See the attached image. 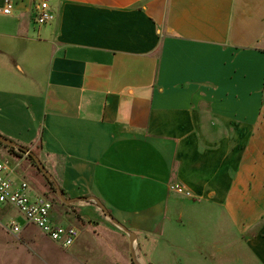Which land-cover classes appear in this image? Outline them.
<instances>
[{"label":"crops","instance_id":"0c3cea01","mask_svg":"<svg viewBox=\"0 0 264 264\" xmlns=\"http://www.w3.org/2000/svg\"><path fill=\"white\" fill-rule=\"evenodd\" d=\"M7 2L0 102L41 120L34 139L1 130L73 199L52 216L126 264H264V0H52L43 25L33 0ZM24 224L0 220L1 256Z\"/></svg>","mask_w":264,"mask_h":264},{"label":"rangeland","instance_id":"374dc122","mask_svg":"<svg viewBox=\"0 0 264 264\" xmlns=\"http://www.w3.org/2000/svg\"><path fill=\"white\" fill-rule=\"evenodd\" d=\"M7 97V96H6ZM7 98H11L8 96ZM5 98L4 103L0 102V134L8 139H12L7 134L3 128H7L6 131H21L23 130V135L25 140L33 139L36 137L38 123L41 117L37 114L31 113V111L26 107L22 106L19 102H11ZM2 104V105H1ZM21 126V127H20ZM25 127V128H24ZM12 137V136H11ZM30 143V142H25ZM28 145V144H27ZM0 149L4 155L5 153L14 154L9 149L0 146ZM38 156V154L34 151ZM21 155V154H20ZM7 156V155H6ZM39 157V156H38ZM40 159V158H39ZM41 160V159H40ZM42 161V160H41ZM43 163V162H42ZM45 166V165H44ZM46 167V166H45ZM47 169V167H46ZM20 170L23 176L30 184L31 188L36 187L39 193L44 194L49 198L53 205L55 206L56 212L62 215L63 209H67L68 212L75 215V210L70 209V207L61 204V200L58 198L53 184L50 180L44 176V174L33 165L28 156L23 158ZM19 170V171H20ZM21 173V172H20ZM49 182L51 185H49ZM52 186V188H50ZM33 192V190H31ZM35 194V191H34ZM33 195V194H32ZM34 196V195H33ZM186 196V195H185ZM191 196V195H190ZM96 206V203H94ZM0 220L4 224L10 223L14 219L21 227H25L24 217L18 213V211L12 207L0 205ZM77 208H84L78 206ZM58 216H53L54 220L60 222L63 225L72 224L76 226L80 235L76 243L71 247L65 249L60 245L50 240L46 235H44L38 228L33 225H28L23 232L18 236V250L11 255V252L7 254L0 255V260L3 264H126L128 261V254L116 253L113 255L112 251L107 250L104 245H99L97 239L92 238V227L87 226L86 223H79L77 221L73 222L67 216L59 218ZM74 217V216H72ZM88 228V229H87ZM78 248H86L82 255L77 253ZM99 248V249H98ZM173 254V255H172ZM167 253L165 255L158 256L159 264H173V261H177L181 258L183 261L185 258L184 254ZM126 256V257H125ZM183 258V259H182ZM199 259V257L197 256ZM127 260V261H126ZM184 262V261H183ZM135 264V262H133ZM195 264H203L202 260L197 261ZM209 264V263H205ZM214 264H218L215 262Z\"/></svg>","mask_w":264,"mask_h":264},{"label":"built area","instance_id":"2783aa9c","mask_svg":"<svg viewBox=\"0 0 264 264\" xmlns=\"http://www.w3.org/2000/svg\"><path fill=\"white\" fill-rule=\"evenodd\" d=\"M52 0H33L35 6V21L39 25L50 23L55 15L51 10ZM13 10V4L7 2L0 6V14L8 15ZM4 155L0 149V205L12 207L20 213L27 224L38 228L50 240L62 248L71 247L79 237V229L71 224L63 225L52 216L53 202L43 194L32 196L28 181L19 176L23 158L27 152L19 155ZM170 189L190 196V192L180 184H172ZM0 208V212H1ZM12 234H19L21 226L14 219L6 224Z\"/></svg>","mask_w":264,"mask_h":264},{"label":"water","instance_id":"95a60500","mask_svg":"<svg viewBox=\"0 0 264 264\" xmlns=\"http://www.w3.org/2000/svg\"><path fill=\"white\" fill-rule=\"evenodd\" d=\"M0 141L8 146H13L15 148H18L20 150H22L23 152H27L31 158L33 159L34 163L36 164L37 168L44 174L45 177H47L50 182L53 184L54 186V189H55V192L58 196V198L65 204H69L70 202L73 201V199L71 198H67L63 193L62 191L60 190V187L57 183V181L55 180L53 174H51V172L46 169V167L44 166V164L42 163V161L39 159V157L34 153L32 152L30 149H27L25 147H23L21 144L11 140V139H8L4 136H2L0 134ZM91 199L95 200V202L98 204V206L102 209L103 213L112 221L114 222L117 226H119L121 229H123L127 234H129L130 238H131V241L133 240V233L128 230L125 226H123V224H121L120 222H118L109 212L108 210L103 206V204L97 200L96 197H92ZM77 200H82V198H78Z\"/></svg>","mask_w":264,"mask_h":264},{"label":"trees","instance_id":"16d2710c","mask_svg":"<svg viewBox=\"0 0 264 264\" xmlns=\"http://www.w3.org/2000/svg\"><path fill=\"white\" fill-rule=\"evenodd\" d=\"M0 146H2L3 148L9 149L11 152L14 153L13 155H19L20 153H24L22 150H20V149H18V148H15V147H13V146H8V145L2 143L1 141H0ZM22 146L25 147V148H27V149H29L28 147H26V146H24V145H22ZM31 151H32V150H31ZM32 152H33V151H32ZM28 157L30 158V160H31V162L33 163V165L36 166V164L34 163L33 159L31 158V156H30L29 154H28ZM36 167H37V166H36ZM49 185H51L50 182H49ZM50 188H52V186H51ZM60 190H61L62 193L65 195V192H64V190H63L61 187H60ZM61 204L65 205L63 202H61ZM133 262H134V261L131 260V264H134Z\"/></svg>","mask_w":264,"mask_h":264}]
</instances>
